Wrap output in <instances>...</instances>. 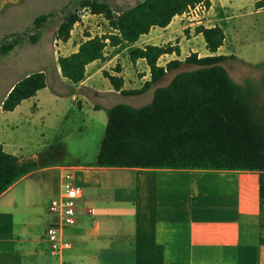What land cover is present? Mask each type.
I'll use <instances>...</instances> for the list:
<instances>
[{
    "label": "crops",
    "instance_id": "obj_1",
    "mask_svg": "<svg viewBox=\"0 0 264 264\" xmlns=\"http://www.w3.org/2000/svg\"><path fill=\"white\" fill-rule=\"evenodd\" d=\"M227 1L211 0L209 9L198 6L176 17L167 28L152 29L136 45L108 46L105 57L106 51H109L113 59L105 64L96 61L87 66V79L73 85L79 95L68 99L63 89L53 87L48 91L46 77L47 87L22 104L33 100V116L45 109L47 116L44 119L57 128L66 119L65 105L68 100L78 102V107L82 108L79 99L84 98L83 94L99 95L93 80L103 75L106 67L120 55L127 52L128 56L135 47L166 45L161 43L164 36L172 38L194 26L181 25V22L202 8L211 20L197 22V26L223 28L228 20ZM258 1L254 0L252 4L256 14L264 12V9H256ZM216 11L217 15L214 14ZM212 19L216 23L209 25ZM202 37L197 35L196 38ZM71 38L65 43L67 46ZM79 46L73 53L78 51ZM179 47L180 56H163L159 64L165 67L171 61H182V41ZM229 56L232 55L226 57ZM227 62L229 59L224 63ZM136 67L143 72V77L138 80L144 83L150 81V69L146 62L140 60ZM57 74L62 76L60 67ZM112 75L124 78L125 90L141 89L133 88L136 84L128 82L129 88L124 72ZM63 80L62 85L69 87L67 79L63 77ZM170 82H161L162 85L156 89L166 87ZM97 107L95 111L100 110ZM0 144L5 152L12 154L7 149L8 145ZM95 163L61 169L60 191L56 198L62 191L65 169H71L72 175L78 170L74 181L84 190L77 203V224L64 231L65 238L74 245L65 256L72 264H264V244L261 242L264 238V214L260 211L258 173L100 168ZM35 171L0 195V264H61V260L51 254L47 241L45 223L47 221L49 227L55 218L49 214V206L44 205L43 209L40 206L45 187L42 181L35 179Z\"/></svg>",
    "mask_w": 264,
    "mask_h": 264
},
{
    "label": "trees",
    "instance_id": "obj_2",
    "mask_svg": "<svg viewBox=\"0 0 264 264\" xmlns=\"http://www.w3.org/2000/svg\"><path fill=\"white\" fill-rule=\"evenodd\" d=\"M73 4V2L71 3ZM79 10L70 11L57 30V40H70L75 26L81 22V11L102 16L114 33L92 37L79 46L77 52L59 56L62 76L73 84L87 79L86 68L96 61L105 62L108 46L126 43L136 45L154 28H167L172 21L198 6L209 9L211 0H143L136 6L116 13L99 0H80ZM264 9V0L256 3ZM52 14L37 17L33 22L30 42L35 45ZM207 57L190 55L184 62L174 60L165 67L159 64L166 55L180 56L178 45H147L129 51L136 66L146 62L150 81L139 90H125L123 77L104 72L113 88L123 96L146 93L168 73L184 63L198 66L197 70L177 74L166 87L155 91L152 102L135 108L118 104L107 111L108 123L95 166L100 168H130L178 171H246L259 174V204L264 214V121H255L248 92L237 84L223 63L229 57L216 55L226 41L219 26H198ZM0 45V55L7 56L19 45L16 35ZM116 72H122L117 67ZM47 87L46 75L37 72L20 80L2 103L4 112H13ZM98 108V107H96ZM37 164L4 151L0 144V195L22 178L34 172ZM264 244V238L261 239Z\"/></svg>",
    "mask_w": 264,
    "mask_h": 264
},
{
    "label": "rangeland",
    "instance_id": "obj_3",
    "mask_svg": "<svg viewBox=\"0 0 264 264\" xmlns=\"http://www.w3.org/2000/svg\"><path fill=\"white\" fill-rule=\"evenodd\" d=\"M79 1L0 0V45L8 40L12 41L11 35H16L19 39V45L13 52L7 56L0 55V143L8 145V151L19 158L37 164L35 179L42 181L45 187L44 196L40 198L42 209L44 205L49 206L60 191L62 168L90 166L96 162L108 123L109 109L118 104H127L135 108L144 107L152 102L155 89L162 85L161 82L166 84L181 72L199 68L184 63L178 70L168 73L145 94L130 97L115 92L103 73L93 80L99 95L83 94L84 98L79 99L82 101V108L78 107V102L68 100L65 105L66 119L61 121L57 128L50 126L49 121L44 119L47 116L45 109L43 113L33 116L35 112L33 100L25 102L15 112H4L1 106L10 88L28 75L37 72L45 73L49 82L48 91L58 87L67 92L68 99L73 95H79L73 83L66 80L70 86L62 85L65 80L57 74L59 71L57 57L73 53L87 40L88 33L95 37L113 32L102 16H94L89 11L83 10L81 22L75 26L69 46L58 41L56 34L59 26L68 12L80 9ZM99 1L107 3L116 13H122L143 0ZM253 2L254 0L227 1L228 20L226 25H220L226 30L227 41L217 55H232L229 56V62L224 63L223 66L229 70L233 80L248 92L254 120L264 121V12L256 14L252 6ZM217 11L214 12L215 15L218 14ZM196 12L189 14L181 22V25L194 24V26L172 38L164 36L161 42L179 46L182 41L183 62L192 54H197L200 58L210 54L203 37L196 38L195 29L198 27L197 22L205 23L211 18L206 16L207 12L203 8ZM49 14H52V18L42 31L40 41L33 45L29 36L33 33L34 20ZM212 20L209 25L216 23L214 19ZM110 53L106 51L104 64L113 59ZM117 67L124 72L128 87L129 83L136 84L133 88H142L145 84L138 80L143 77L142 69L131 63L127 52L111 62L104 72L118 74ZM97 106L100 107L99 111H95ZM77 171H74V178L77 177ZM48 224L46 221V230ZM69 253L67 252L66 257ZM67 261L72 262L70 259Z\"/></svg>",
    "mask_w": 264,
    "mask_h": 264
},
{
    "label": "built area",
    "instance_id": "obj_4",
    "mask_svg": "<svg viewBox=\"0 0 264 264\" xmlns=\"http://www.w3.org/2000/svg\"><path fill=\"white\" fill-rule=\"evenodd\" d=\"M83 195L84 190L75 183L71 169H65L61 194L59 198L51 201L48 208V212L55 218V222L46 231L51 254L60 259L61 264H72L65 259V256L68 251L73 249L74 245L65 238L64 231L77 224V203ZM88 212L92 214V210Z\"/></svg>",
    "mask_w": 264,
    "mask_h": 264
}]
</instances>
